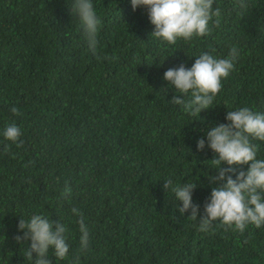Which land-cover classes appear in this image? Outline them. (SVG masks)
Wrapping results in <instances>:
<instances>
[{
	"label": "trees",
	"instance_id": "obj_1",
	"mask_svg": "<svg viewBox=\"0 0 264 264\" xmlns=\"http://www.w3.org/2000/svg\"><path fill=\"white\" fill-rule=\"evenodd\" d=\"M219 1L220 23L210 22L209 35L169 44L151 34L146 8L92 0L101 21L93 52L70 13L74 0H0V264H35L30 239L16 240L27 231L19 221L33 215L66 228L68 255L60 260L50 249L52 264H264V226L233 233L217 220L199 230L202 195L220 183L209 180L218 175L209 127L244 106L264 110V0H245L243 10ZM232 46L243 61L211 110L194 114L171 102L191 97L164 79L168 69L191 68L207 47ZM11 123L22 145L5 139ZM252 143L264 159V141ZM233 167L235 179L249 165ZM167 180L196 183V220L191 209L178 213ZM81 218L90 229L86 250Z\"/></svg>",
	"mask_w": 264,
	"mask_h": 264
},
{
	"label": "clouds",
	"instance_id": "obj_2",
	"mask_svg": "<svg viewBox=\"0 0 264 264\" xmlns=\"http://www.w3.org/2000/svg\"><path fill=\"white\" fill-rule=\"evenodd\" d=\"M238 7L243 10L248 7L245 0H236ZM133 10L137 7L147 9L150 22L155 26L151 33L169 44H175L178 39L190 41L193 37H203L210 34V22L219 26L221 15L219 0H131ZM71 15H75L83 27L89 48L95 52L98 44V33L101 21L96 14L92 0H74L70 8ZM242 14V13H241ZM112 59V57H109ZM243 61L242 52L232 46L223 51H216L207 47L195 52L192 67L186 68L181 64L178 68H170L164 73V79L175 86L177 92L191 97L187 103L179 96H173L172 103L183 105L186 111L203 114L213 108L214 97L222 90L225 79L230 80L239 71ZM11 111L19 115L16 107ZM210 123L207 127L211 126ZM207 132V146L217 154L211 161L218 175L210 176V182L220 181L211 191L208 189L202 195L204 213L199 218V230L207 231L213 222L224 224L231 232H243L251 228L264 226V159L257 158L258 146L252 141H264V110L247 106L235 111H228L225 120L209 127ZM3 135L5 139L23 144L21 128L15 123L7 125ZM205 140L199 139L197 149L203 151ZM222 164L228 167H222ZM249 165L247 171H240L235 179L229 173H235L234 165ZM196 183L184 185L165 181L164 187L168 191L179 214L191 209L189 215L197 219L200 205L194 204L193 189ZM71 188L66 186L61 193L67 197ZM74 215L82 213L72 209ZM79 224L80 246L87 249L90 244V229L83 218ZM222 226V225H221ZM224 227V226H223ZM18 228L23 230V237L17 235L16 240L30 239L31 244L27 257L32 258L35 253V264H52L48 258L52 249L57 259L63 260L69 252L64 233L66 228L59 223L53 227L49 217L33 215L30 220L21 219ZM234 230V231H233Z\"/></svg>",
	"mask_w": 264,
	"mask_h": 264
}]
</instances>
